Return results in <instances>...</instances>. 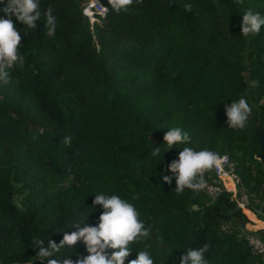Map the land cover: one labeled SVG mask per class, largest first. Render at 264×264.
<instances>
[{
	"label": "trees",
	"instance_id": "obj_1",
	"mask_svg": "<svg viewBox=\"0 0 264 264\" xmlns=\"http://www.w3.org/2000/svg\"><path fill=\"white\" fill-rule=\"evenodd\" d=\"M83 1L40 0L35 30L12 17L23 64L0 83V264H43L32 241L59 242L56 231L75 230L99 191L130 200L151 226L125 264L145 247L156 264H178L185 250L174 247L204 242L208 264H264L244 239L243 222L251 221L234 196L177 193L159 173L178 150L156 164L151 156L164 131L179 126L189 146L227 155L256 205L264 182L255 136V122L264 125V27L245 37L239 25L243 11L264 13V0H132L118 11L101 0L106 12L92 25L80 13ZM240 96L252 113L244 128L227 127L223 107ZM204 175L210 181L213 170ZM242 209L264 227V217ZM83 254L79 241L61 249L73 260Z\"/></svg>",
	"mask_w": 264,
	"mask_h": 264
},
{
	"label": "clouds",
	"instance_id": "obj_2",
	"mask_svg": "<svg viewBox=\"0 0 264 264\" xmlns=\"http://www.w3.org/2000/svg\"><path fill=\"white\" fill-rule=\"evenodd\" d=\"M108 2L113 10L118 11L131 4L132 0ZM40 9V0H0V83L8 82L10 70L23 64V57L18 54L22 36L19 29L14 26L12 17L22 22L29 30H35L37 28L35 21L41 17ZM43 16L47 26L46 34L52 36L57 28V18L50 8L44 10ZM262 27L264 13L252 9L243 11L239 25L241 35L247 37L259 33ZM256 83L252 81L253 85ZM223 113L227 127L242 129L248 122L252 108L248 100L240 96L225 104ZM69 140L70 137H65V143ZM189 141L188 131L179 126L169 127L163 133L162 142L154 145L151 151V156L156 158V164L163 160V154L167 150H178L175 158L171 159L159 173L160 183L161 181L169 185L174 183L173 188L177 193L185 189L193 191L204 189L207 183L204 173L218 167L223 159L213 150L194 149L189 146ZM161 143L164 145L163 151L159 147ZM179 145L183 147L178 149ZM89 206L90 210L72 224L71 227L75 230L64 231L61 227V230L56 231L62 232L59 242L42 238H35L32 241L36 249L35 255L43 264H125L126 258L133 252L132 245L148 237L152 231L151 226H146L144 220L140 218L141 213L136 205L115 192H97ZM92 212L99 213L94 223L89 221V213ZM78 241L83 245V252L86 254L75 260L70 258L71 255H61V249L69 248L73 251V246ZM173 249L185 250L178 264H208L205 255L208 244L205 242L194 248L187 246ZM127 264H156V261L145 247L135 251V257L128 259Z\"/></svg>",
	"mask_w": 264,
	"mask_h": 264
},
{
	"label": "built area",
	"instance_id": "obj_3",
	"mask_svg": "<svg viewBox=\"0 0 264 264\" xmlns=\"http://www.w3.org/2000/svg\"><path fill=\"white\" fill-rule=\"evenodd\" d=\"M79 10L81 15L89 21L90 25H92L93 22L98 20V15H104L106 7L101 0H84L80 4ZM220 156H222L223 159L218 167L212 169L214 177L210 181H207L205 188L202 189L203 192L213 199L225 190L228 193L229 199V192L226 189L221 177V174L224 173L229 177L234 188V198L230 200L235 201L244 214L246 213L243 211L242 207L251 211L257 219H259V215L264 217V182L261 185L260 194L256 196V205L251 208V200L244 188L239 186V178L233 172V165L231 161L225 154H220ZM245 225L244 228L246 229V233H244V239L249 246L250 252L258 254L264 258V235H258V229L250 230L245 227Z\"/></svg>",
	"mask_w": 264,
	"mask_h": 264
},
{
	"label": "water",
	"instance_id": "obj_4",
	"mask_svg": "<svg viewBox=\"0 0 264 264\" xmlns=\"http://www.w3.org/2000/svg\"><path fill=\"white\" fill-rule=\"evenodd\" d=\"M255 129H256L255 136L257 139V147L260 149V152L258 154V159L264 165V135L261 134V132L264 130V125L260 123V120H257L255 122ZM237 208H239L238 205ZM243 224L245 223L243 222Z\"/></svg>",
	"mask_w": 264,
	"mask_h": 264
},
{
	"label": "bare ground",
	"instance_id": "obj_5",
	"mask_svg": "<svg viewBox=\"0 0 264 264\" xmlns=\"http://www.w3.org/2000/svg\"><path fill=\"white\" fill-rule=\"evenodd\" d=\"M261 134L264 135V130L261 132ZM221 177H222V181H223L226 189L228 190L229 194L234 196V188H233L232 182L229 179V177L226 174H224V173L221 174ZM242 208H245V207H242ZM258 221L264 223V221H261V220H258ZM252 225L253 224H250V225L248 224L245 227H247L250 230H254L256 227H254V229H253Z\"/></svg>",
	"mask_w": 264,
	"mask_h": 264
},
{
	"label": "rangeland",
	"instance_id": "obj_6",
	"mask_svg": "<svg viewBox=\"0 0 264 264\" xmlns=\"http://www.w3.org/2000/svg\"><path fill=\"white\" fill-rule=\"evenodd\" d=\"M230 200V199H229ZM242 211V210H241ZM246 215V217L250 220V221H252L249 217H248V215L247 214H245ZM252 217V216H251ZM260 220V219H259ZM246 225H248V224H254V222L252 223H245ZM245 225V226H246ZM252 227H253V229H254V227H256L255 229L257 230V229H264V227H263V225H261V224H259V225H256V226H253L252 225ZM264 231V230H263Z\"/></svg>",
	"mask_w": 264,
	"mask_h": 264
},
{
	"label": "crops",
	"instance_id": "obj_7",
	"mask_svg": "<svg viewBox=\"0 0 264 264\" xmlns=\"http://www.w3.org/2000/svg\"><path fill=\"white\" fill-rule=\"evenodd\" d=\"M252 220V219H251ZM252 223L254 222L253 220L251 221ZM250 225V224H249Z\"/></svg>",
	"mask_w": 264,
	"mask_h": 264
}]
</instances>
